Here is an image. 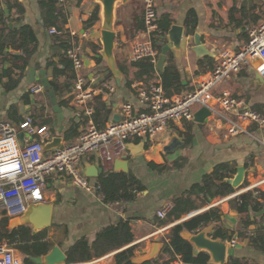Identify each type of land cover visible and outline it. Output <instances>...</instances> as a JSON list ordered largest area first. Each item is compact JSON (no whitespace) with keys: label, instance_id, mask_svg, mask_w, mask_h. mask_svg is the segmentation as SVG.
<instances>
[{"label":"crops","instance_id":"obj_1","mask_svg":"<svg viewBox=\"0 0 264 264\" xmlns=\"http://www.w3.org/2000/svg\"><path fill=\"white\" fill-rule=\"evenodd\" d=\"M8 1L11 0H0V10L3 11L5 17L20 20L13 24L10 23L9 27L19 28L25 24L31 26L37 39V48L16 89L5 91L0 86V123L18 124L16 118L21 123L27 117L34 118L38 122L42 116L43 118L53 116L46 107L48 103L46 91L40 82L43 76L42 71L45 72L50 82L54 69L64 71L68 75H72L73 69L72 65L71 69H66L61 61L63 51L51 42L49 30L42 27L37 0H18L21 8L10 7ZM67 5L69 18L65 28L75 32L86 30L89 34L88 39L82 42L84 59L81 73L86 78H90L92 74H98V80L90 84V88L101 90L100 94L95 93L93 97L99 95L111 110L107 123L113 121L114 116L119 117L120 107L125 102L132 103L137 110H145L144 105L138 102V90L146 89L150 85H159L161 72L155 68L158 79L147 85L134 81L130 87H125V82L133 79V72L128 71L126 78L122 75L121 84L118 86L112 74L110 73L111 76L108 74L109 70L105 64L97 63L96 59L100 55H96L89 45L92 43L100 47L98 37L101 21L99 20L91 28L84 30L83 27L84 20L98 6L96 0H81L79 5H76L74 0H69ZM143 10L144 0H132L126 5H116L113 31L117 69L118 66L126 67L132 62L129 59L132 43L145 37L138 29L143 21ZM155 10L158 22L165 23L168 20L170 26L179 25L183 28L184 24L189 22L195 26L194 33L200 37V49H195L193 35H184L180 43V53L170 51L171 63L179 73L182 85L180 93L171 97L192 92L202 77L214 69L221 51L241 49L247 43V31L264 21V0H156ZM7 51L10 52V50ZM206 57L213 60V66L199 67L204 68L199 72L197 64ZM48 62L53 63L52 67H47ZM164 66L165 63L163 69ZM257 66L258 62L253 61L250 66L231 79L218 84L214 91H227L232 97L242 100L251 110L264 115L255 108L262 106L258 110L264 111V79L261 78L263 81H260L251 73V70L256 72ZM6 67L8 63L0 64V69ZM31 69L34 70L33 81L30 78ZM70 88L61 96L63 100L69 97L72 99L62 107L64 129L56 134H52L50 129L46 141L53 137H61L64 145L70 144L75 141V138L71 139L68 133L70 126H76L79 123L78 132H83L88 125V118L83 112L84 107L75 103L72 97L73 86ZM25 93H29L28 102L22 99ZM56 99L58 103V98ZM87 103L86 106H88ZM12 107L16 109L17 114L12 111ZM89 107L94 110L92 105L89 104ZM200 111L199 107L194 109L193 119L190 122L169 124L165 132L158 135L155 140L134 139L127 143L119 161L127 164L126 173L134 176L143 187V190L137 192L131 201L105 203L104 200H100L99 192L96 193V190L91 193L82 191L74 187L64 176L53 174L47 178L43 188V204L50 206V223L46 228L49 242L65 253L76 240L86 238L88 243H91L103 228L127 222L134 237L132 245L138 246L134 258L138 260L147 255L152 245L159 242L160 238L167 240L171 227L215 207L220 209L224 215L222 226L227 229V234H233L230 239L224 240L227 248H234V255L231 258L240 264H264V250L253 247L249 241V238L257 232L258 226H264V214L261 218L252 216L251 224L244 231L240 216L230 211L228 205L231 198L247 191L253 193L254 190L257 194L253 196L261 194L264 199V129L255 124L244 123L243 126L248 134L224 138V127L217 126L214 129L212 119H209L210 115H206L203 119L198 116V120L202 122L195 121V115ZM226 115L233 121H237L234 116ZM54 117L56 118L55 114ZM187 133L191 135L189 142L185 139ZM172 136L178 137L179 141L184 143L183 146L178 147L172 153L163 154V164H155L152 161L153 149L166 146ZM117 161L105 167L97 154H89L81 161L82 173L95 188L98 186L99 177L106 174V170L110 168V170H115L114 163ZM221 164H228L230 171L234 170L229 179H234L237 168H244V175L239 186L243 187L240 190L228 197L215 198L210 201H205L204 195L200 193L197 201L204 203L203 208L191 212L174 223L164 220V224H160L162 220L157 217L158 211L168 204L171 206L174 198L190 191L192 186L201 181L203 175L209 174L215 166ZM93 165L99 166L103 171L96 177H87L86 170ZM115 171L123 172L119 169ZM132 189L134 188L130 187V190ZM262 197L258 200H262ZM216 202L217 205H215ZM260 219L263 220L257 221ZM28 226L33 231V228ZM215 229L216 227L210 231V236ZM243 232L246 237L240 238L238 233ZM262 233L264 234V231ZM231 241H235L234 247L230 246ZM160 248L159 245V250ZM17 253L23 261L25 255L22 252ZM114 254L111 253L84 264H114ZM231 258L226 259V264Z\"/></svg>","mask_w":264,"mask_h":264},{"label":"built area","instance_id":"obj_2","mask_svg":"<svg viewBox=\"0 0 264 264\" xmlns=\"http://www.w3.org/2000/svg\"><path fill=\"white\" fill-rule=\"evenodd\" d=\"M66 3L67 0H57L58 7ZM155 3L156 0H144L145 30L142 33L145 37L132 43L129 55L132 62L148 59L155 64L157 61L159 54L153 47L151 35L155 34L158 38L163 35L156 24ZM54 33V29L49 30V34ZM68 33L77 38V42L64 51L74 73L72 97L77 105L84 107L88 125L74 142L45 155L42 145L48 139L50 128L34 124L31 117L20 124L0 123V212L9 222L20 218L29 204L44 202L43 188L47 178L53 174L68 178L74 187L87 193L96 190L102 201L99 185L94 188L82 173V159L89 154H97L105 167L110 166L120 159L130 140H155L169 124L192 121L195 107L210 112L212 127L223 126L224 138L248 134L244 123L264 129V115L251 110L227 91H214L218 84L231 79L253 61L258 62L256 72L264 79V21L247 31L248 40L241 49L221 51L214 69L202 77L192 92L168 98L159 85L140 89L138 102L144 105L145 110H137L132 103L125 102L120 107L118 122L111 121L102 129L96 128L91 119L93 110L86 106L95 93H101V90L90 88V84L95 83L99 76L92 74L86 78L81 73L84 59L82 42L88 39L89 34L86 30H68ZM226 114L234 116L237 121ZM19 131L24 132L23 146L16 137ZM253 193L257 194L254 190ZM170 208L169 204L164 206L157 212V217L164 219ZM229 244L234 247L235 241ZM0 264H24L17 249L6 240L0 241ZM169 264L184 263L180 255H175Z\"/></svg>","mask_w":264,"mask_h":264},{"label":"trees","instance_id":"obj_3","mask_svg":"<svg viewBox=\"0 0 264 264\" xmlns=\"http://www.w3.org/2000/svg\"><path fill=\"white\" fill-rule=\"evenodd\" d=\"M18 0L8 1L10 7H20ZM69 0H67L68 2ZM81 0H74L76 5H79ZM37 4L40 11V22L45 30L54 29L55 33L50 35L51 42L63 51L61 61L66 66V69H71V62L65 57L64 51L71 47L77 38H73L69 35L68 29L65 28L69 18L68 5L58 7L57 0H37ZM21 8V7H20ZM100 20L99 7L97 6L91 13V15L84 20V30L91 28ZM19 19H12L5 17L3 11L0 10V64L6 62L8 67L0 69V86L5 91H12L19 85L21 79L24 76L26 68L29 64L32 54L35 52L36 36L29 25H21L19 28H10L9 24L19 22ZM170 21L165 23L156 22L158 29L162 32V37L158 38L155 34L151 35V42L153 47L157 50L158 54L161 53L163 46L167 43L166 33L170 28ZM141 31L145 30L144 22L139 25ZM195 32V26L189 22L184 24V35L191 36ZM159 39V40H158ZM92 51L99 56L100 47L97 45L89 44ZM7 50H10L8 52ZM97 63H101L100 56L96 59ZM53 63L48 62L47 67H52ZM198 68L206 65L213 66V60L209 57L204 58L198 62ZM207 66V67H208ZM199 68V72L204 69ZM122 75L126 78L127 72H133V79L125 82V87L136 81L147 85L149 82L158 79L157 70L155 65L148 59H142L135 62H130L126 67L118 66ZM108 74L111 76L110 72ZM159 86L163 89L167 97L177 95L182 89V85L179 79V73L171 63V52L166 53L165 66L163 71L159 74ZM74 75H68L64 71L57 69L53 70V77L50 81L56 98H58V105L62 108L65 103H69L71 97L67 99H61L62 94L66 90H70L73 86ZM28 94L25 93L22 96L24 102H28ZM46 107L52 113V117L40 118L37 122L32 118L33 123L38 126L49 127L52 134H56V118L51 110L50 98L47 94ZM98 96L92 97L91 102L87 103L89 106H93V112L91 119L98 129L104 128L107 123L111 110L104 104ZM257 111L264 114V111ZM12 111L17 114L16 109L12 107ZM86 121V120H85ZM16 122L20 124V120L16 118ZM22 123V122H21ZM78 124L76 126L71 125L69 128V135L71 139H76L81 132H78ZM67 133V136H69ZM186 141L191 140V135L186 134ZM111 169V168H110ZM106 170V174H103L98 179V185L100 187V193L103 196L105 203H116L117 201H131L135 198L137 192L143 190L139 181L126 172H116L115 170ZM230 171L228 164H221L215 166L214 169L207 175H203L201 181L192 186L191 190L183 193L181 196L176 197L171 202V208L164 219H161L160 224H164L165 221L174 223L182 217L190 214L193 211L203 208L204 203L198 202V195L202 193L205 201H210L215 198H225L236 191L225 181L232 177L233 171ZM130 187L134 189L130 190ZM196 194V195H194ZM251 191H247L240 195L231 198L228 201L230 211L236 212L240 216L241 224L244 231L248 229L251 224L250 219L253 213L259 212L264 208V199L260 195L253 196ZM262 200H258L259 198ZM223 213L218 208H211L205 211L203 214L195 216L189 220H185L179 224L174 225L169 230L167 240L164 238L159 239V243L162 244L158 255L149 261H144L140 264H169L175 255H180L184 264H210L209 256L204 252L196 253L193 246L183 240L180 237L182 231H188L190 233H196L203 228L212 226V229L216 227L215 231L211 235L213 239L220 238L222 240L230 239L233 234L228 235L227 229L222 226ZM254 217V216H253ZM256 218V217H254ZM165 220V221H164ZM256 220V219H255ZM263 219L257 220L262 221ZM261 223V222H260ZM259 223V224H260ZM9 219L0 212V241H8L10 246H13L17 250H20L24 257V264H32L28 260V256H45L53 248V244L47 239L48 229H44L39 232H33L28 225L17 227L13 230L8 229ZM264 226H258L255 235L249 238L251 245L257 249L264 250ZM262 233V234H261ZM238 236L242 238L245 233H238ZM134 237L131 233V228L127 222H120L117 226H110L100 230L93 242L88 243L86 238H80L76 240L65 252L66 262L65 264H84L95 260H98L108 254L115 253L113 255L114 264H138L133 260L135 258V251L137 245H132ZM228 264H240L233 258L229 260Z\"/></svg>","mask_w":264,"mask_h":264},{"label":"water","instance_id":"obj_4","mask_svg":"<svg viewBox=\"0 0 264 264\" xmlns=\"http://www.w3.org/2000/svg\"><path fill=\"white\" fill-rule=\"evenodd\" d=\"M132 0H96V3L99 7V18L101 21V26L99 30V44L100 50L99 55L101 57L102 62L105 64L107 69L110 71L112 76L114 77L116 84L120 86L122 81V74L117 69L116 60L114 57V50L116 48L115 44V33L113 31L114 26V17H115V8L117 4L126 5ZM184 36V28L179 25L170 26L169 30L166 33L167 43L163 46L161 53L158 55L157 62L155 68L159 71H163V65L166 60V53L168 51H173L175 53H180V43ZM193 41L195 44V49H200V37L197 33H194ZM43 76L40 79L42 88L47 92L52 112L56 115L57 119V127L55 131L61 132L64 129V113L62 108L58 105L57 99L54 93L50 82L47 80L45 72L42 71ZM251 73L254 74L258 80L263 81L261 77L257 75L254 70H251ZM34 70H30V78L33 81ZM206 115H210V112L201 108V111L195 115V121L202 122V120H198V116L203 119ZM118 116L113 117L114 122H118ZM20 146L24 144V132L19 131L16 135ZM64 140L61 137H53L51 140L46 141L42 145V153L47 154L51 151L62 149L64 144ZM183 142L179 141V138L176 136H172L169 140V143L164 147L154 148L152 152V161L161 165L164 163L163 154H169L174 152L178 147L183 146ZM126 148V147H125ZM114 163V169L121 170L126 172V163L119 161ZM93 167V168H92ZM92 167H88L85 175L87 177H96L98 174L102 173L103 169L97 165H93ZM244 175V168H237V174L234 179H227L225 182L232 186L234 189L238 188L241 185L242 178ZM264 214V208L259 212L253 213V216L257 218H261ZM228 219V216H226ZM234 222L233 219H231ZM50 223V206L43 203L29 204L22 214V216L18 219H15L10 222L9 229L13 230L17 227L30 225L33 228V232H39L46 229ZM235 223V222H234ZM212 230V226H208L206 228L201 229L196 233H190L188 231H182L180 233V237L189 242L196 253L204 252L209 256L210 264H226V259L231 258L234 255V248H227L224 240L217 238L213 239L209 233ZM159 245L162 247V244L156 242L152 245L150 252L147 255H144L143 258L138 260H133L135 263H142L144 261H149L155 258L159 250ZM161 249V248H160ZM159 251V252H158ZM29 262L32 264H65L66 255L65 253L58 247L53 246L48 254L45 256H28Z\"/></svg>","mask_w":264,"mask_h":264},{"label":"rangeland","instance_id":"obj_5","mask_svg":"<svg viewBox=\"0 0 264 264\" xmlns=\"http://www.w3.org/2000/svg\"><path fill=\"white\" fill-rule=\"evenodd\" d=\"M195 108H196V107H195ZM195 108H194V109H195ZM49 154H50V153H49ZM49 154L47 153V154H45V155H49ZM12 247H13V246H12ZM18 251H20V250H17V252H18ZM19 253H20V252H19Z\"/></svg>","mask_w":264,"mask_h":264}]
</instances>
